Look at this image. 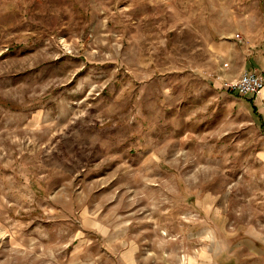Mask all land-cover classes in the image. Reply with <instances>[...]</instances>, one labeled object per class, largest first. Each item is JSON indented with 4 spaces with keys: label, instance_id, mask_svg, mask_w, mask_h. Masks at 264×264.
<instances>
[{
    "label": "rangeland",
    "instance_id": "374dc122",
    "mask_svg": "<svg viewBox=\"0 0 264 264\" xmlns=\"http://www.w3.org/2000/svg\"><path fill=\"white\" fill-rule=\"evenodd\" d=\"M264 0H0V264H264Z\"/></svg>",
    "mask_w": 264,
    "mask_h": 264
},
{
    "label": "built area",
    "instance_id": "2783aa9c",
    "mask_svg": "<svg viewBox=\"0 0 264 264\" xmlns=\"http://www.w3.org/2000/svg\"><path fill=\"white\" fill-rule=\"evenodd\" d=\"M264 88V79L254 73L245 72L229 89L240 95L257 97Z\"/></svg>",
    "mask_w": 264,
    "mask_h": 264
},
{
    "label": "bare ground",
    "instance_id": "6f19581e",
    "mask_svg": "<svg viewBox=\"0 0 264 264\" xmlns=\"http://www.w3.org/2000/svg\"><path fill=\"white\" fill-rule=\"evenodd\" d=\"M263 90H264V88H263Z\"/></svg>",
    "mask_w": 264,
    "mask_h": 264
},
{
    "label": "trees",
    "instance_id": "16d2710c",
    "mask_svg": "<svg viewBox=\"0 0 264 264\" xmlns=\"http://www.w3.org/2000/svg\"><path fill=\"white\" fill-rule=\"evenodd\" d=\"M235 93H237V92H235Z\"/></svg>",
    "mask_w": 264,
    "mask_h": 264
}]
</instances>
